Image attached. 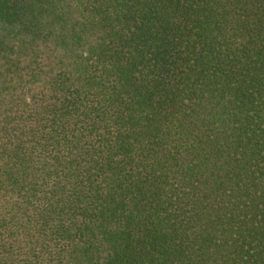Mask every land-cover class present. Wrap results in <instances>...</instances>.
<instances>
[{
  "label": "trees",
  "instance_id": "trees-1",
  "mask_svg": "<svg viewBox=\"0 0 264 264\" xmlns=\"http://www.w3.org/2000/svg\"><path fill=\"white\" fill-rule=\"evenodd\" d=\"M0 264H264V0H0Z\"/></svg>",
  "mask_w": 264,
  "mask_h": 264
}]
</instances>
